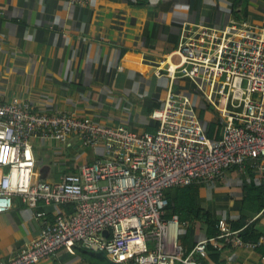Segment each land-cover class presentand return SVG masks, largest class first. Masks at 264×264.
Returning a JSON list of instances; mask_svg holds the SVG:
<instances>
[{
    "label": "built area",
    "instance_id": "2783aa9c",
    "mask_svg": "<svg viewBox=\"0 0 264 264\" xmlns=\"http://www.w3.org/2000/svg\"><path fill=\"white\" fill-rule=\"evenodd\" d=\"M177 53L179 63L166 68L170 85L186 78L193 90L168 87L151 115L154 133L111 127L53 105L38 112L30 101L0 98V212L12 207L14 197L55 209L38 235L0 264H32L75 246L103 251L120 264H200L194 255H205L207 239L184 255L182 225L176 215L165 217L164 191L222 182L228 170L242 172L246 165L264 176V25H185ZM207 108L220 121L217 139L207 136V122L199 117ZM71 135L80 146L97 149L96 156L55 182L34 180L33 140L62 145ZM218 228L219 238L253 246L224 220Z\"/></svg>",
    "mask_w": 264,
    "mask_h": 264
},
{
    "label": "crops",
    "instance_id": "0c3cea01",
    "mask_svg": "<svg viewBox=\"0 0 264 264\" xmlns=\"http://www.w3.org/2000/svg\"><path fill=\"white\" fill-rule=\"evenodd\" d=\"M231 21L264 25V0H87L82 5L70 0H0V98L30 101L38 112L53 105L111 127L154 133L157 121L151 115L161 107L168 87L193 90L188 79L177 78L170 85L166 75V68L180 61L182 27L219 28ZM32 147L33 179L48 182L97 153L80 146L74 135L62 145L35 139ZM247 166L242 172L228 170L225 181L198 187L201 208L217 220L228 226L239 220L252 223L262 233L257 241H244L253 246L234 239L225 240L224 246L220 238L210 239L224 246V264H264V208L256 211L244 197V184L260 178L247 172ZM54 211L50 205L32 206L14 197L12 207L0 212V260L23 250L43 223L54 218ZM185 234L182 226L185 252L207 239L199 221L194 222L193 236ZM100 253L81 246L60 248L32 264H99Z\"/></svg>",
    "mask_w": 264,
    "mask_h": 264
},
{
    "label": "trees",
    "instance_id": "16d2710c",
    "mask_svg": "<svg viewBox=\"0 0 264 264\" xmlns=\"http://www.w3.org/2000/svg\"><path fill=\"white\" fill-rule=\"evenodd\" d=\"M201 119L206 120V134L212 139L220 137L221 125L218 116L213 110L209 108L201 110L199 113ZM247 172L252 176L260 178L258 183H245L244 184V197L246 201H251L255 210L259 211L264 208V182L255 169H251L247 166ZM253 173V174H252ZM201 183H194L187 186H172L165 189L164 194L168 200L166 207L165 217L176 215L179 222L186 228V237L194 235V222L199 221L203 224L207 242L205 244V255H194V258L199 261L200 264H224L221 259V253L224 246L228 243L224 237H220V241L224 242V246L214 245L210 239H217L221 234L218 228V221L209 210H204L200 206V199L198 197V187ZM67 211H71L72 207L68 205ZM229 229L231 231H238V236L243 241L253 240L257 241L262 233L259 232L252 223L244 225L242 221L230 222ZM219 238V237H218ZM180 242V236H179ZM196 244V243H195ZM194 244V245H195ZM194 247V246H193ZM188 252L184 251V255ZM99 264H119L110 261L106 254L101 251L97 256Z\"/></svg>",
    "mask_w": 264,
    "mask_h": 264
},
{
    "label": "water",
    "instance_id": "95a60500",
    "mask_svg": "<svg viewBox=\"0 0 264 264\" xmlns=\"http://www.w3.org/2000/svg\"><path fill=\"white\" fill-rule=\"evenodd\" d=\"M104 234H107V231H105Z\"/></svg>",
    "mask_w": 264,
    "mask_h": 264
},
{
    "label": "rangeland",
    "instance_id": "374dc122",
    "mask_svg": "<svg viewBox=\"0 0 264 264\" xmlns=\"http://www.w3.org/2000/svg\"><path fill=\"white\" fill-rule=\"evenodd\" d=\"M114 262V261H113Z\"/></svg>",
    "mask_w": 264,
    "mask_h": 264
}]
</instances>
